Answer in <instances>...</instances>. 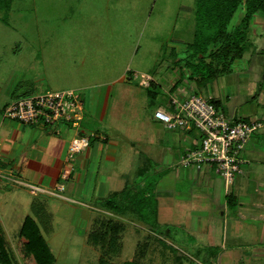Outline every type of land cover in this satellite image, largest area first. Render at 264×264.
<instances>
[{
    "label": "rangeland",
    "instance_id": "374dc122",
    "mask_svg": "<svg viewBox=\"0 0 264 264\" xmlns=\"http://www.w3.org/2000/svg\"><path fill=\"white\" fill-rule=\"evenodd\" d=\"M195 1L0 0V107L29 88L30 92L74 89L88 93L91 85L125 76L113 84L109 118L115 121L118 116L123 117L119 118L118 126L134 143L133 153L142 152L140 157L143 153L155 157L159 144L151 142L152 139L166 137L161 144L169 148H163L164 152L156 155L160 169L146 178L145 185L152 187L157 182L165 186L168 181L175 184L174 175L180 170V164L169 168L172 162L167 165L164 156L184 148L185 136L198 138L200 134L194 128L168 129L153 113L157 107L166 108L159 103L172 81L179 77L186 79L189 74L186 62L190 64V60L184 45L192 38ZM243 12L242 7L237 8L228 30L236 26ZM258 15L256 20L258 17L264 20V16ZM249 27L242 57L230 65L229 72H221L198 92L204 98L209 95L222 98L218 107L228 117L235 109L238 115L245 111H264V96L261 101L258 97L252 98L253 84L264 78V24L251 23ZM256 33L258 37L263 33L262 38ZM128 69L136 76L127 74ZM144 74L151 75L159 84L160 94L155 99L146 94V87L134 88L140 92L139 99L124 88L138 87L136 82L140 84V75ZM258 85L254 91L264 92V82ZM93 120L87 112L78 125L90 142L94 140L92 129L99 124ZM164 178L168 179L165 183ZM184 184L178 182L176 188L182 194L189 192ZM40 193L25 195L22 211L36 214L41 220L39 227L54 256V264H97L99 249L86 238L90 230L98 228V221L105 222L106 218L123 226L121 251L110 255L111 264L132 260L136 251L140 253V264H212L203 260L204 249L190 246L197 241L191 232L197 222L188 220L183 202L160 208L154 200L143 198L141 205L114 212L116 216H113L99 208L101 201L97 198L88 200L86 195L81 198L76 191L68 197ZM2 200L0 192V209L5 221L4 212L9 213L12 206L5 210ZM12 225H0L4 241L12 245L10 251L16 259L12 264H29L22 257L14 234L8 231ZM101 225L104 227L105 223ZM248 250L245 247L242 257L230 264H264V257L248 258L243 253ZM224 259L220 264H228Z\"/></svg>",
    "mask_w": 264,
    "mask_h": 264
},
{
    "label": "crops",
    "instance_id": "0c3cea01",
    "mask_svg": "<svg viewBox=\"0 0 264 264\" xmlns=\"http://www.w3.org/2000/svg\"><path fill=\"white\" fill-rule=\"evenodd\" d=\"M258 14L264 16V13L257 12L251 19L250 24H264L261 17L256 20ZM249 29L246 40H248ZM262 35L263 33H259L258 37L256 33L259 39L262 38ZM249 43L251 44V42ZM230 68L229 66V69L224 72H229ZM129 72L128 69L127 74ZM131 74L132 72H130ZM215 77L208 79L202 85H199L195 78H189L188 76L186 79H183V77L175 78L170 86L166 88V96L159 103L160 106H166L169 94L180 97L191 93L199 94V89L206 86ZM117 78L113 81L105 80L97 85H91L88 88V93L80 91L83 100V116L80 123H82L84 115L88 112L92 120L94 119L93 121L99 124L92 129L91 134H93L94 140L92 142L89 140V146L84 151L74 155L72 170L67 179H63L59 175L67 154V145L76 130L80 134L84 130L80 127L75 128L70 123L63 124L58 132L52 131L48 127L22 124L14 119L2 118V109L7 101L0 107L1 168L4 175L9 174L16 180L10 182L4 177L0 178V192L3 194L2 207L4 206L6 210L9 209L7 206H12L9 213L6 212L5 215L4 212L5 221H3V214L0 209V225L4 227L6 224H13L8 231L14 234V240L19 244L21 239L25 242L23 238L19 237L20 231L27 225L31 227L33 223L39 231L43 243L49 248L39 227V224H42L41 220L36 217V214L23 213L22 211L24 196L27 194L37 196L31 195L24 185L26 182L48 190H54L59 197H68L76 191L81 198H85V195L88 200L97 198L101 201L99 208L113 216H116V214L104 209V200L112 199L113 195L118 192L126 191L132 194L141 192L142 197H146L147 200H154L156 206L160 208L164 206L167 208L174 207L175 203L183 202L188 220L195 219L197 222V224H194L195 228L191 230L197 241L191 243L190 246L197 250L204 249L201 254L206 262L220 264L223 258H225V263L228 264L236 262L239 257H242V251L245 247L249 249V252L245 251L243 253L248 258L264 257V111L257 110L255 113L245 111L238 115L235 109L230 113L229 117L233 116L235 120L262 122V125L254 130L255 132H252L245 144L242 151V157L245 160L242 164L243 172L238 174L231 184L224 182L222 177L215 171L213 164H207L201 168H195L192 165H180V170L174 175L175 184L168 181L165 186H159L156 182L152 187H149L145 185L146 178L160 169L156 155L164 152L163 148L169 147H164L161 144V142H165L166 137L160 139L156 136V139L151 141L159 144V150L154 155L155 157L148 156L145 153L140 157L139 153L141 154V151H138V154L133 153L134 145L132 146V144L134 143L130 141V137L125 134L126 132L118 126L120 124L118 122L119 118L122 119L123 117L118 116L115 121L112 120V117L109 118L113 84L115 81H122L125 76ZM152 79L150 82H153V86L150 82L146 86L136 82L138 87L132 85L130 88L127 86L124 88L129 90V92L127 90L129 94H133L136 99H139L140 92L134 90V88L149 87L146 94L149 95V90L153 89L155 95L151 96L152 99H155L160 94V87L158 88L159 84L153 77ZM254 82L255 80L250 82L251 85ZM259 82H264V78L257 83L259 84ZM257 83L253 84L252 98L258 97L261 101L264 92L262 90L254 91L259 86ZM255 85L257 86L255 87ZM30 89L22 95L30 93ZM208 97L222 103V98H216L212 95ZM119 103H122V101H119ZM149 103L151 104V102ZM187 137L185 136L186 146L184 148H180L177 153L174 151L172 154L164 156L167 165L172 162L169 168H172L171 166L178 167L185 152L194 145V139H197ZM171 155L173 158L176 156V161H172ZM151 163H153L152 167H150ZM145 164H147V167ZM139 167L146 168L142 170V173H138ZM166 180L168 179L166 178L164 183ZM178 182L185 183L184 187H186V190L188 188L189 192L182 194L181 191H177ZM60 185H62V189H56ZM86 188L88 189L86 190ZM40 194L49 195L52 193ZM82 200L86 202L87 199ZM27 220L30 223L25 225ZM10 246L12 247L11 244L9 248ZM210 250H213L214 253Z\"/></svg>",
    "mask_w": 264,
    "mask_h": 264
},
{
    "label": "built area",
    "instance_id": "2783aa9c",
    "mask_svg": "<svg viewBox=\"0 0 264 264\" xmlns=\"http://www.w3.org/2000/svg\"><path fill=\"white\" fill-rule=\"evenodd\" d=\"M132 76H136V73ZM139 80L146 86L153 79L149 74H144L140 75ZM80 93L74 89L30 92L9 101L2 109V118L48 127L55 132L60 130V125L68 123L78 128L83 116V100ZM153 115L168 129H196L200 136L194 139V145L185 152L180 165L201 168L213 164L215 171L226 184H231L234 176L243 172L242 164L245 160L242 151L252 132L262 125L260 121L246 122L235 120L233 116L228 117L211 101V97L204 98L197 93L183 97L169 94L166 108L157 107ZM88 146L87 136L76 130L67 145V154L59 173L61 178L69 177L74 155ZM1 161L0 154V178L4 177L10 182L16 181L9 174H3ZM24 185L34 195L39 192L56 194L54 190L28 182ZM56 189H62V185Z\"/></svg>",
    "mask_w": 264,
    "mask_h": 264
},
{
    "label": "trees",
    "instance_id": "16d2710c",
    "mask_svg": "<svg viewBox=\"0 0 264 264\" xmlns=\"http://www.w3.org/2000/svg\"><path fill=\"white\" fill-rule=\"evenodd\" d=\"M239 7H242L244 11L242 17L236 26L228 30V24ZM257 12L264 13V0H196L192 38L184 45L187 50L186 57L190 60V64H188L189 61L186 62L189 68L188 77L195 78L198 84L202 85L208 79L228 70L233 60L242 57L247 48L245 42L250 21ZM150 84L154 85L153 82ZM149 91L150 95H155L153 89ZM211 101L216 106L220 104L218 100L211 99ZM152 166L153 163L150 167ZM146 167H139L138 173H142ZM143 198L146 199L142 197L141 192L132 194L123 191L113 195L112 199L104 200L103 207L112 213H121L126 208L141 205ZM137 209L139 210V207ZM106 219L105 222L98 221L99 224L96 226L98 228L90 230L86 238L89 244L99 249L97 264H111L110 255H116L121 251L120 235L123 226L112 218ZM28 223H30L29 220L25 225ZM104 223L103 227L101 224ZM19 237L25 240L24 242L21 239L18 245L27 263L54 264L51 250L45 246L33 223L31 227L30 225L23 227ZM6 245L7 242L0 233V264H12L16 261L9 246ZM140 258V253L136 251L132 260L125 261L123 264H140Z\"/></svg>",
    "mask_w": 264,
    "mask_h": 264
}]
</instances>
